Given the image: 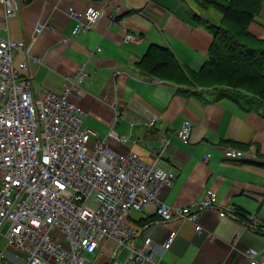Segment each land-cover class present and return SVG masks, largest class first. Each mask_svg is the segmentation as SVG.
<instances>
[{
    "label": "crops",
    "instance_id": "0c3cea01",
    "mask_svg": "<svg viewBox=\"0 0 264 264\" xmlns=\"http://www.w3.org/2000/svg\"><path fill=\"white\" fill-rule=\"evenodd\" d=\"M16 1L18 10L7 20L0 5V37L22 42L31 56L41 59L32 62L21 54L14 56V62H27L24 74L30 78L33 92L61 94L64 77L84 65V95L80 100L69 96L84 112L83 126L95 130L100 138L113 129L126 141L108 137L110 148L120 153L132 151L147 164L156 161L163 138L168 139L163 160L177 175L173 185L161 193L164 203L191 207L207 190L216 193L217 206L200 212L201 232L189 221L160 220L153 206L132 214L135 226L150 225L157 242L165 241L171 231L177 232L163 264H250L245 255L248 249L257 250L256 259L264 263V231L253 233L244 226L247 220H242L251 215L264 225V105L251 98L215 100V92L203 90L188 97L177 85L136 67L149 46L156 45L168 49L183 68L199 71L212 36L193 16L216 23L210 10L200 11L191 0ZM69 8L79 12L104 9L106 15L93 29L72 36L74 21L67 15ZM110 14L117 23H111ZM39 26L47 28L36 33ZM249 32L264 39V3ZM127 33L138 40L124 43ZM185 120L192 123L187 143L177 136ZM228 146L242 151L243 157H225ZM234 210L244 216L240 218ZM114 246V241L107 242L106 252L97 259L99 264H107ZM0 251L5 254L0 264H21L12 250L5 249L1 232ZM87 256L96 259L97 254Z\"/></svg>",
    "mask_w": 264,
    "mask_h": 264
},
{
    "label": "built area",
    "instance_id": "2783aa9c",
    "mask_svg": "<svg viewBox=\"0 0 264 264\" xmlns=\"http://www.w3.org/2000/svg\"><path fill=\"white\" fill-rule=\"evenodd\" d=\"M0 5L4 20L18 10L16 0H0ZM67 15L74 21L71 33L75 36L93 29L106 10L69 8ZM110 19L117 23L114 15ZM44 28L39 26L35 32ZM137 40L130 33L123 38L126 44ZM18 54L41 62L22 42L0 37V232L6 250H12L21 264H99L98 257L112 240L115 246L107 264H163L177 232L171 231L165 241L157 242L150 225L135 226L132 214L147 206H153L164 222L189 221L196 232L202 231L200 212L217 206L213 190H207L191 207L170 206L161 199L162 191L173 185L177 175L163 160L168 139L163 138L162 152L153 164L132 151L113 150L108 137L119 142L126 139L113 129L100 138L95 130L82 125L83 110L69 100L71 95L79 100L84 95V65L64 77L61 94L35 93L24 74L27 62H14ZM191 132L192 123L185 120L177 136L187 143ZM224 155L243 157L242 151L230 146ZM242 220H247L244 226L249 231H264V225L253 216ZM95 253L96 259L87 256ZM245 255L250 264H264L256 259L257 250L248 249ZM4 258L0 251V260Z\"/></svg>",
    "mask_w": 264,
    "mask_h": 264
},
{
    "label": "trees",
    "instance_id": "16d2710c",
    "mask_svg": "<svg viewBox=\"0 0 264 264\" xmlns=\"http://www.w3.org/2000/svg\"><path fill=\"white\" fill-rule=\"evenodd\" d=\"M191 1L202 12L214 9L220 14L218 23L193 16L212 36L201 69L194 72L183 68L168 49L156 45L149 46L136 67L148 76L177 85L188 97L212 91L215 100L251 98L264 105V39L249 32L264 0Z\"/></svg>",
    "mask_w": 264,
    "mask_h": 264
},
{
    "label": "rangeland",
    "instance_id": "374dc122",
    "mask_svg": "<svg viewBox=\"0 0 264 264\" xmlns=\"http://www.w3.org/2000/svg\"><path fill=\"white\" fill-rule=\"evenodd\" d=\"M210 12L211 14H213V19H215L216 23H218L220 19V14L214 9H211Z\"/></svg>",
    "mask_w": 264,
    "mask_h": 264
},
{
    "label": "bare ground",
    "instance_id": "6f19581e",
    "mask_svg": "<svg viewBox=\"0 0 264 264\" xmlns=\"http://www.w3.org/2000/svg\"><path fill=\"white\" fill-rule=\"evenodd\" d=\"M194 224V223H193ZM202 228V227H201Z\"/></svg>",
    "mask_w": 264,
    "mask_h": 264
}]
</instances>
